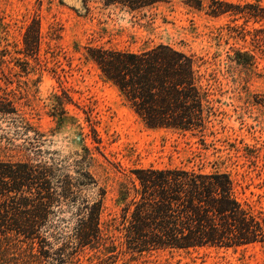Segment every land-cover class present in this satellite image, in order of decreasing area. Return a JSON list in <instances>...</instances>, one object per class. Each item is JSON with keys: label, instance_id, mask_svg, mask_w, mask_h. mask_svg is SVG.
Listing matches in <instances>:
<instances>
[{"label": "rangeland", "instance_id": "rangeland-1", "mask_svg": "<svg viewBox=\"0 0 264 264\" xmlns=\"http://www.w3.org/2000/svg\"><path fill=\"white\" fill-rule=\"evenodd\" d=\"M257 4L264 0H0V86L44 134L43 149L61 157L90 150L106 190L102 221L119 211V182L149 165L226 171L239 198L264 216V112L253 103L264 93V11ZM218 8L225 11H211ZM32 18L39 50L22 60ZM159 43L196 56L215 80L220 113L202 135L147 127L86 56L89 46L138 51ZM237 51L252 54L254 65L244 70ZM53 94L68 96L64 112L53 111ZM8 155L0 150V158ZM89 254L76 264H88ZM114 263L264 264V245L125 252Z\"/></svg>", "mask_w": 264, "mask_h": 264}, {"label": "trees", "instance_id": "trees-1", "mask_svg": "<svg viewBox=\"0 0 264 264\" xmlns=\"http://www.w3.org/2000/svg\"><path fill=\"white\" fill-rule=\"evenodd\" d=\"M39 45V21L32 18L19 53L35 58ZM236 55L244 70L254 65L247 51ZM86 56L149 128L202 135L220 113L215 80L192 54L159 43L138 51L89 46ZM0 91V150L9 153L0 158V264H76L88 252V264H115L125 252L264 245V216L239 198L221 170L134 168L118 184V213L102 221L106 190L92 171L90 150L61 157L43 149L44 134L19 113L10 92ZM52 96L53 111L64 112L68 96ZM253 101L264 112V93Z\"/></svg>", "mask_w": 264, "mask_h": 264}]
</instances>
